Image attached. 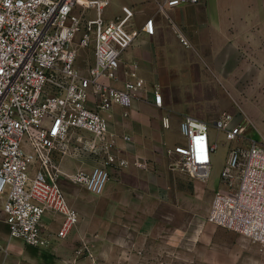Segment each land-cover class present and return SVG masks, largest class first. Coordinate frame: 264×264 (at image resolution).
Returning <instances> with one entry per match:
<instances>
[{"label": "built area", "instance_id": "obj_1", "mask_svg": "<svg viewBox=\"0 0 264 264\" xmlns=\"http://www.w3.org/2000/svg\"><path fill=\"white\" fill-rule=\"evenodd\" d=\"M201 1L161 0L158 10ZM91 6L97 14L86 18ZM102 7L94 0H0V221L9 239L32 246L47 242L41 233L46 211L62 216L58 235L75 225L78 214L61 178L99 195L113 167L128 164L117 156V144L130 136L111 129L103 113L119 105L126 116L132 100L149 92L162 105L159 86H149L135 63L122 62L125 17L105 20ZM142 29L155 33L152 18ZM89 48L92 58L83 56ZM162 126H169L167 117ZM212 127L235 144L221 167V188L212 194L207 221L264 248V143L245 137L244 126L229 114ZM179 132L184 142L166 149L169 168L206 181L220 140L212 138L207 122L190 114L182 117ZM55 153L87 155L96 164L66 173Z\"/></svg>", "mask_w": 264, "mask_h": 264}, {"label": "crops", "instance_id": "obj_2", "mask_svg": "<svg viewBox=\"0 0 264 264\" xmlns=\"http://www.w3.org/2000/svg\"><path fill=\"white\" fill-rule=\"evenodd\" d=\"M105 1L106 5L101 9L105 20L120 15L125 17L124 31H130L131 28L136 29L135 31H142L137 43L135 42L128 49L129 58L127 59L126 55L122 54V62L124 65L135 63L139 75L147 81L149 86L152 84L143 75V68H154L160 65L155 63L153 55L151 60L145 57L151 51L169 55L172 51L183 48L184 44L178 41L176 32L183 35L188 42L187 46L204 53L202 55L204 61L208 66L212 64L216 67L213 74L219 79L222 78L223 84L234 83L236 82L234 77L242 76L241 72L231 70L237 67L235 62L237 57L234 53L240 48L264 53V0H202L195 4L187 3L167 8L165 13L158 10V3L161 0ZM148 18H152L153 21L155 31L153 35H147L142 29ZM173 61L175 60L167 57L166 62L161 61V67L170 68ZM183 63L191 67L193 64L191 61L189 63L183 61ZM261 64L264 65V63ZM252 74H254L253 77L258 76L255 70L249 72L250 77ZM160 92L162 94L161 106L155 105L149 92L146 97L141 96L132 100L131 106L126 109V116L122 115L123 111L119 105H114L111 111L103 113L111 129L118 134L126 133L130 136L129 141L120 140L117 144V156L125 159L128 162L127 166L113 167L111 178L104 191L96 195L106 201L111 212L107 215L105 224V234L111 238L108 243L121 245L119 252L113 251L106 258L136 261L151 256L157 257L156 253L160 252V243L156 240V236L161 234L162 220L159 215L156 216V213L163 203V181L166 182L167 188L164 192L177 196L176 200L169 197L168 203H172L179 211L186 214L189 211L190 216H193L195 182H197L196 188L199 191L198 182L201 181L193 180L178 169H170L168 166L170 158L166 155V150L164 152L162 149L161 129L164 128L162 118L167 117L163 114H168V107L164 104L167 103L169 92L165 86L160 87ZM213 121L205 122L210 126L212 138L217 139V132H214L212 127ZM177 127L178 141L168 148L184 142L179 132V124ZM84 136L88 137L86 134ZM215 152L212 153V163L219 158ZM163 153L166 155L167 167L166 159L163 160L161 157ZM53 156L60 169L66 173H73L80 168H90L91 159L87 155L60 156L55 153ZM92 161L96 164L94 159ZM171 180L174 186L170 183ZM60 182L67 201L71 205L65 189L73 184L64 178H61ZM84 191L78 192L80 198L74 200L73 208L77 211L78 222L74 229L67 233L65 237L67 243L86 242L88 225L82 219V201L83 197L88 196V192ZM3 200L4 196L0 194V205ZM91 209L93 210V207ZM136 213H139L143 219L131 221V216ZM181 222L182 227H187L188 223H192L188 220ZM41 224L42 236L47 241L54 242L59 239L58 232L62 224V216L59 213L46 211L42 216ZM1 225L6 226L3 222ZM189 249L191 250V247Z\"/></svg>", "mask_w": 264, "mask_h": 264}, {"label": "rangeland", "instance_id": "obj_3", "mask_svg": "<svg viewBox=\"0 0 264 264\" xmlns=\"http://www.w3.org/2000/svg\"><path fill=\"white\" fill-rule=\"evenodd\" d=\"M96 14L95 6H91L84 13L86 18H93ZM135 30L131 28L130 31H122L121 34L123 41L128 40V45L123 49L127 59L129 47L137 43L142 32ZM178 41L182 43L180 38ZM203 54L183 45V48L172 51L169 55L151 51L145 57L151 60L153 55L155 63L160 65L143 68L145 78L149 83L157 84L159 88L167 87L169 92L167 103L164 104L168 107V114H163L168 117L169 126L161 129L163 151L178 141L177 124L184 114L194 115L209 123L221 115L229 114L232 122L244 126L245 137L264 143V65L261 64L264 63V53L244 48L235 52L237 67L231 70L241 72L242 76L237 75L233 78L236 82L229 84H223V79L213 74L216 67L212 64L211 67L208 66L202 57ZM83 56L92 58V48L87 49ZM167 57L175 61L170 64V68H163L161 61L166 62ZM183 61L188 63L191 61L192 67ZM81 67L84 68V65L81 64ZM253 70L257 72V77H253L254 74L250 77L249 72ZM213 131L216 132L214 129ZM217 139L220 143L215 153L219 158L212 163L210 177L206 181L198 182L199 191L195 182L192 217L189 211L186 214L172 203H168L169 197L176 200L177 196L164 192L167 188L166 182L163 181V203L156 213L162 220L161 234L156 236L160 243V252L156 253V258L151 256L136 261L106 258L113 251L119 252L121 245L109 244L111 238L105 234L107 215L111 213L108 204L100 196L88 192V196L83 197L82 201V219L88 225L85 243L65 241L67 233H70L76 224L58 235V240L32 246L20 239H9L6 226L0 222V264H264V248H259L236 232L207 221L212 194L214 190L221 188L219 182L221 167L228 149L235 144L225 141L221 132L217 133ZM161 157L163 160L166 159L164 153ZM90 159L89 169L95 165L92 161L94 157ZM170 183L173 185L174 182L171 180ZM79 188L84 190L75 184L65 189L72 206L74 200L80 198L78 192L82 190ZM139 219H143L139 213L131 216V221ZM185 220L192 223L182 227L181 221Z\"/></svg>", "mask_w": 264, "mask_h": 264}, {"label": "bare ground", "instance_id": "obj_4", "mask_svg": "<svg viewBox=\"0 0 264 264\" xmlns=\"http://www.w3.org/2000/svg\"><path fill=\"white\" fill-rule=\"evenodd\" d=\"M101 2H102V6H105L106 5V1L105 0H102Z\"/></svg>", "mask_w": 264, "mask_h": 264}]
</instances>
